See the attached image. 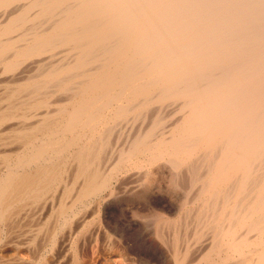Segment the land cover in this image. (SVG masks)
Segmentation results:
<instances>
[{
  "label": "bare ground",
  "instance_id": "bare-ground-1",
  "mask_svg": "<svg viewBox=\"0 0 264 264\" xmlns=\"http://www.w3.org/2000/svg\"><path fill=\"white\" fill-rule=\"evenodd\" d=\"M0 264H264V0H0Z\"/></svg>",
  "mask_w": 264,
  "mask_h": 264
},
{
  "label": "rangeland",
  "instance_id": "rangeland-1",
  "mask_svg": "<svg viewBox=\"0 0 264 264\" xmlns=\"http://www.w3.org/2000/svg\"><path fill=\"white\" fill-rule=\"evenodd\" d=\"M165 200V201H164ZM157 202V203H156ZM165 202H167V203H165ZM159 203V204H158ZM158 204V205H157ZM161 204V206H162V208L164 207V208H167V207H169L170 206V202H169V200L167 201V199H163V198H161V199H158V200H156L155 201V204L154 205H156L155 207H157V209H159L161 206H159ZM168 204H169V206H168ZM117 205V206H116ZM122 205V204H121ZM121 205H120V203L118 204V203H116L115 205H113L112 207H111V209H110V211H111V213H112V215L113 216H115V217H117L118 215H120V217L118 216V218H123V217H125V215H126V211L124 210V207H123V209L121 208ZM123 206V205H122ZM118 207V208H117ZM119 207L121 208V209H119ZM144 208V206H142V207H140L139 208V213H140V211L142 212L143 211V213H144V211H145V209H143ZM141 209V210H140ZM125 212H124V211ZM114 211H116V212H114ZM122 211V212H121ZM121 212V213H120ZM118 213V214H117ZM123 213L125 214V215H123ZM123 217H122V216ZM117 239V237L116 236H113V239L111 240V241H109V242H111L112 243V247L113 248H115V249H119L120 251H123V252H125V253H127L128 251H127V248L125 247V244L122 242V241H120V240H116ZM124 244V245H122V244ZM123 246V247H122ZM125 247V248H124ZM123 248V249H122ZM122 249V250H121ZM91 250H90V248H87V251H85V255L87 254V255H90L91 256ZM129 253V252H128ZM86 255V256H87Z\"/></svg>",
  "mask_w": 264,
  "mask_h": 264
}]
</instances>
